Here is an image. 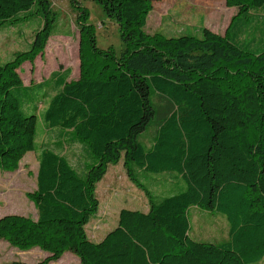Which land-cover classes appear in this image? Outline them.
Instances as JSON below:
<instances>
[{
    "label": "trees",
    "instance_id": "trees-1",
    "mask_svg": "<svg viewBox=\"0 0 264 264\" xmlns=\"http://www.w3.org/2000/svg\"><path fill=\"white\" fill-rule=\"evenodd\" d=\"M94 1L116 23L122 48L98 47L81 8L78 77L68 79L69 69L54 72L39 116L22 110L12 88L23 84L19 66L43 51L57 12L50 0H0V25L32 16L41 22L27 50L0 62V169L14 171L28 151H38L36 187L27 193L37 215H0V239L47 252L32 264H49L65 251L82 264L258 262L264 256V31L247 39L231 28L237 23L244 32L254 16L264 17V0H225L237 13L223 34L202 27L200 34L170 35L145 30L155 0ZM38 119L57 132L52 143L37 142ZM153 119L147 145L139 134ZM67 143L84 150L82 169L59 151ZM120 159L148 208H120L116 225L93 241L85 225L98 211L96 184ZM163 172L182 179L184 189L158 198L139 177ZM192 205L224 214L228 238L193 239Z\"/></svg>",
    "mask_w": 264,
    "mask_h": 264
},
{
    "label": "rangeland",
    "instance_id": "rangeland-1",
    "mask_svg": "<svg viewBox=\"0 0 264 264\" xmlns=\"http://www.w3.org/2000/svg\"><path fill=\"white\" fill-rule=\"evenodd\" d=\"M50 1L54 11L57 12L53 32L47 39L43 51L32 61L25 60L19 66L18 71L23 84L12 88L13 94L18 96L22 110L25 113L35 111L39 116L43 114L50 100V84H53L54 79L48 78L54 72L64 69H69L68 79L78 77V26L81 8L89 13L87 23L92 24L98 47H112L116 52L122 48L116 23L102 12L94 0H76L75 3H71L70 0ZM236 13L237 8L228 7L225 0H155L147 15L145 30L149 33L161 31L168 35L200 34V29L206 27L223 34ZM40 24V19L32 16L12 26L0 25V62L12 59L18 51L27 50ZM236 24H233L231 32L237 33L242 38L246 35L249 39V35H257L264 31V17L261 15L254 16L252 23L244 32L237 29ZM37 127L38 143H52L56 140L57 132L46 128L40 119ZM155 127L153 119L147 129L139 134V140L148 145ZM59 151H62L77 169H82L85 153L79 143H67ZM37 168L38 151L31 150L23 156L16 170L0 169V215L14 212L36 217V208L27 193L36 187ZM148 175L140 173L139 177L152 188L158 198L176 193L186 185L182 179L172 177L169 172ZM151 175H154L153 183H151ZM95 193L99 200L98 211L85 225L87 235L93 241L102 238L116 225L120 208L140 210L148 208L147 197L129 179L123 159L116 164L108 165L106 173L96 184ZM188 217L189 234L193 239L220 243L228 238L229 223L224 214L192 205L188 210ZM46 253L37 246L21 250L0 239V264H9L15 260L32 264L46 256ZM49 264L82 263L76 254L65 251L60 258ZM251 264H264V256L258 262Z\"/></svg>",
    "mask_w": 264,
    "mask_h": 264
}]
</instances>
